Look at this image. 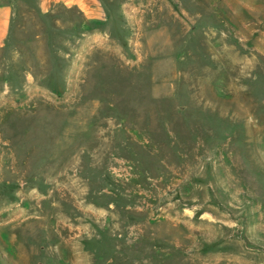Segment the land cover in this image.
<instances>
[{
    "label": "rangeland",
    "instance_id": "rangeland-1",
    "mask_svg": "<svg viewBox=\"0 0 264 264\" xmlns=\"http://www.w3.org/2000/svg\"><path fill=\"white\" fill-rule=\"evenodd\" d=\"M99 2L0 49V264H264V12Z\"/></svg>",
    "mask_w": 264,
    "mask_h": 264
},
{
    "label": "crops",
    "instance_id": "crops-1",
    "mask_svg": "<svg viewBox=\"0 0 264 264\" xmlns=\"http://www.w3.org/2000/svg\"><path fill=\"white\" fill-rule=\"evenodd\" d=\"M245 3V9L250 12H264V0H235ZM27 4L30 10L42 16L50 14L56 8L79 12L86 20H99L103 8L99 0H0V49L9 41L15 12L20 4Z\"/></svg>",
    "mask_w": 264,
    "mask_h": 264
}]
</instances>
